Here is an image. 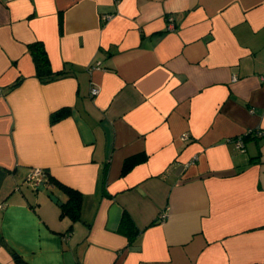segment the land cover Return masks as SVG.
Wrapping results in <instances>:
<instances>
[{"label":"crops","instance_id":"crops-1","mask_svg":"<svg viewBox=\"0 0 264 264\" xmlns=\"http://www.w3.org/2000/svg\"><path fill=\"white\" fill-rule=\"evenodd\" d=\"M0 203V264H264V0H0Z\"/></svg>","mask_w":264,"mask_h":264},{"label":"trees","instance_id":"trees-1","mask_svg":"<svg viewBox=\"0 0 264 264\" xmlns=\"http://www.w3.org/2000/svg\"><path fill=\"white\" fill-rule=\"evenodd\" d=\"M29 51L35 64L36 75L38 76V78H40V80H42L43 82H48L62 75L61 71H53L51 69L45 47L41 41L31 43L29 45ZM69 112L70 110L67 107H62L52 112L50 115V122L54 123L59 121L60 119L66 117ZM138 159L139 158H137L136 156L126 158L122 164V174L126 173L130 168H132V166L137 162ZM46 175L47 184L52 183L54 185H57L58 188H60L68 196L67 201L60 207V214L68 215L73 220L79 218L82 194L72 187L59 183L58 181L53 179L47 172ZM118 230L124 233L128 237L129 241H133L138 234V229L134 226L133 221L125 211H123L122 213ZM12 256L18 264H28L24 259H22L19 254L14 251H12Z\"/></svg>","mask_w":264,"mask_h":264},{"label":"built area","instance_id":"built-area-1","mask_svg":"<svg viewBox=\"0 0 264 264\" xmlns=\"http://www.w3.org/2000/svg\"><path fill=\"white\" fill-rule=\"evenodd\" d=\"M109 17H110L109 15H105V16H103V19L105 20ZM166 23H167L166 24L167 29H171L174 26V17L170 14L167 15L166 16ZM93 68L100 69L101 68L100 63L97 62L95 65H91L90 69H93ZM98 92H99L98 87H96V86L91 87V89H90L91 95H96ZM252 132L253 131H248L245 134H249ZM243 136L244 135H239V136L235 137V139H234L235 145L239 149H243V147H244ZM185 138H186V135H183L182 139H185ZM46 177H47V175H46V171L44 169L39 168V167H34L31 170V172L28 174L27 182H29L34 188H37L38 186L45 184L47 182ZM0 207H2V203H0ZM164 216H165L164 214L161 215V217H164Z\"/></svg>","mask_w":264,"mask_h":264},{"label":"water","instance_id":"water-1","mask_svg":"<svg viewBox=\"0 0 264 264\" xmlns=\"http://www.w3.org/2000/svg\"><path fill=\"white\" fill-rule=\"evenodd\" d=\"M50 198H51L54 202H57L56 197H54L53 195H50ZM58 204H60V203L58 202Z\"/></svg>","mask_w":264,"mask_h":264},{"label":"rangeland","instance_id":"rangeland-1","mask_svg":"<svg viewBox=\"0 0 264 264\" xmlns=\"http://www.w3.org/2000/svg\"><path fill=\"white\" fill-rule=\"evenodd\" d=\"M50 194V193H49Z\"/></svg>","mask_w":264,"mask_h":264}]
</instances>
